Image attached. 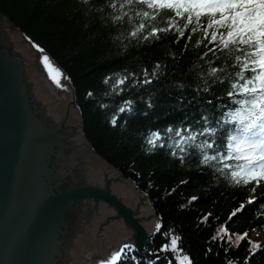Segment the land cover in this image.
<instances>
[{"label": "trees", "instance_id": "obj_1", "mask_svg": "<svg viewBox=\"0 0 264 264\" xmlns=\"http://www.w3.org/2000/svg\"><path fill=\"white\" fill-rule=\"evenodd\" d=\"M108 0H0V15L22 36L46 54L54 65L62 72L70 86L71 99L75 104L78 119L81 123V134L91 151L106 164L117 171L124 180L130 181L146 198L154 216L162 225L147 243L145 251L154 252L164 242L162 233L172 229L182 239L180 245L190 255L194 264H225L233 260L234 264H244L247 254V238L239 242V246L210 242L209 238L216 232L220 224L228 221L229 213L241 203L245 209L227 223L232 233H250L259 230L264 237V184L253 186L233 185L228 181L215 179L209 174L201 175L202 169L193 165H181L170 158L168 149H155L147 153L145 143L150 129L163 131L169 123H194L200 112L209 106L202 105L204 94L196 98L191 87L183 92L173 87L176 81L186 85L196 86L198 81L192 71L196 64H201L207 70V63L200 59L207 51L204 47L202 33L184 31L192 37H182L175 42L179 34L174 28L168 33H159V39L137 40L127 37L131 30L125 17L121 22H115L109 16L112 11L106 7ZM98 9H104L103 12ZM134 16V13H131ZM204 24L207 18H202ZM139 19L133 23H139ZM167 16L158 18L154 23L166 27ZM179 23V18H177ZM152 22L148 23L150 30ZM203 25H201L202 27ZM183 28V24L180 25ZM147 33H145L146 35ZM197 40L201 41L197 44ZM123 45H127L124 47ZM217 64H224V57L219 52L208 54ZM159 60L164 65V75L151 86L140 89H129L120 96H105L109 86L102 83L105 75L135 71L141 74L145 67L151 71L154 63ZM231 73V69L228 68ZM142 78V76H141ZM229 84H216L208 95L215 99V94H221ZM91 90L92 98H86L85 93ZM153 95L152 109H146L141 97ZM185 96L183 105L176 104V97ZM131 98L135 101V114L126 117L117 113L121 101ZM192 99V103L187 101ZM226 99V97L224 98ZM107 106L103 109L99 104ZM220 109L227 110L220 101H215ZM178 107L180 110H177ZM215 107L212 111L219 113ZM147 112L146 115L141 114ZM117 114V126L112 127L108 121ZM127 119V124H124ZM187 181V183H181ZM198 197L188 203V198ZM249 197L256 199L248 204ZM206 213L212 216L205 224L199 223V218ZM235 240V237H233ZM264 246V241L261 243ZM212 248L210 254L206 249ZM229 247L225 253L224 248ZM140 257L142 264H147ZM174 255V254H173ZM124 264H132L129 256ZM152 264V263H151ZM154 264H167L160 260ZM250 264H264V251L254 255Z\"/></svg>", "mask_w": 264, "mask_h": 264}, {"label": "water", "instance_id": "obj_2", "mask_svg": "<svg viewBox=\"0 0 264 264\" xmlns=\"http://www.w3.org/2000/svg\"><path fill=\"white\" fill-rule=\"evenodd\" d=\"M44 55L0 15V264H97L124 243L175 264L144 253L159 220L84 141L70 86L48 78Z\"/></svg>", "mask_w": 264, "mask_h": 264}, {"label": "snow or ice", "instance_id": "obj_3", "mask_svg": "<svg viewBox=\"0 0 264 264\" xmlns=\"http://www.w3.org/2000/svg\"><path fill=\"white\" fill-rule=\"evenodd\" d=\"M106 7L112 10L109 16L113 21L121 22L126 17L132 25L124 39L130 37L137 40V43L141 38L159 39V33H168L174 28L179 33L175 37V42L178 43L182 37L192 38L184 31L191 27L193 33H202L204 47L207 48L200 57L207 63V70L201 64H196L192 68L198 81L197 85L193 87L176 81L173 87L180 92L186 87H191L196 93V98L203 93L201 107L207 105L209 108L201 111L194 123H187L188 118L185 116L184 122L169 123L163 131L150 129L145 138L148 145L146 154L154 153L157 148H167L170 158L181 165L194 164L202 169L201 175L209 174L203 171L208 169L217 180L223 178L236 186L252 185L253 191L264 184V0H108ZM131 13H134V16ZM163 16H167L169 22L166 27H159L154 22ZM202 18H207L206 24ZM137 19L140 22L133 23ZM149 22H152L150 30ZM181 24L183 28L180 27ZM200 43L201 41L197 40V44ZM216 52L225 58L224 64L228 65L231 73L223 64L216 63L221 57H216V60L209 57V53L215 55ZM40 59L48 78L58 87H63L60 84L62 73L51 64L49 57L44 55ZM163 69L164 65L157 60L151 71L145 67L141 74L124 70L105 75L102 83L109 86V89L104 95L120 96L132 88L151 86L165 74ZM217 83L220 85L227 83L229 87L221 94H215L213 99L208 94ZM85 96L92 98L94 93L89 90ZM140 99L145 103L146 109L155 107L153 95ZM217 100L225 105L227 110L220 109V105L215 104ZM184 103V95L176 97L178 106ZM187 103L191 104L192 99L190 98ZM106 106L104 103L99 104L102 109ZM213 107L220 109L218 114L212 111ZM117 113L131 117L135 114V101L131 98L122 100ZM141 114L146 115L147 112ZM118 119L119 116L113 114L108 121L109 125L116 127ZM124 124H127V119ZM197 199L195 196L190 197L188 203ZM255 199L249 197L247 203L252 204ZM245 207L246 205L241 203L233 208L228 221L218 226L209 241H219L222 245L238 247L239 242L244 240L248 233H232L227 223ZM211 216V213L204 214L199 218V223H207ZM161 227L162 225L157 223L156 232H160ZM162 235L164 242L155 252L174 254L175 264H194L190 255L181 247L182 238L179 235L172 229ZM247 243L244 264H250L251 258L257 252L264 251V246L258 241L249 239ZM224 251L228 253L229 247H225ZM136 252L134 244L124 243L119 250L111 251L107 258L97 261V264H124L129 256L132 264H142ZM211 252L212 248L208 247L206 254ZM154 254L148 253L149 257ZM147 264H151L150 259ZM225 264H234V261L226 260Z\"/></svg>", "mask_w": 264, "mask_h": 264}, {"label": "rangeland", "instance_id": "obj_4", "mask_svg": "<svg viewBox=\"0 0 264 264\" xmlns=\"http://www.w3.org/2000/svg\"><path fill=\"white\" fill-rule=\"evenodd\" d=\"M65 82L67 83L66 79L64 78ZM156 232L153 231L152 233H150L149 237H151L154 233ZM262 236L260 235V233L258 232V230H253L252 232H250V240H253V239H259V240H262Z\"/></svg>", "mask_w": 264, "mask_h": 264}, {"label": "bare ground", "instance_id": "obj_5", "mask_svg": "<svg viewBox=\"0 0 264 264\" xmlns=\"http://www.w3.org/2000/svg\"><path fill=\"white\" fill-rule=\"evenodd\" d=\"M67 84H68V83H67ZM258 232H259V233H260V235L263 237V234H262V232H261V231H259V230H258ZM246 238H247V240H249V238H250V233H248V235H247V237H246ZM258 241H260V242L262 241V242H263V241H264V238H262V240H259V239H258Z\"/></svg>", "mask_w": 264, "mask_h": 264}]
</instances>
